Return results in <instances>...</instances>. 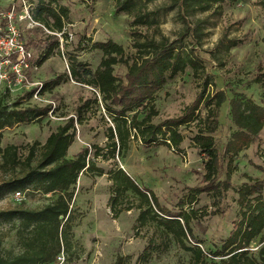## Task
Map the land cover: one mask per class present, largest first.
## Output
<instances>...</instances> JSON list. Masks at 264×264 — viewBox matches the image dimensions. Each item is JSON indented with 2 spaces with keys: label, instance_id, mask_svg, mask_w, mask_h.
<instances>
[{
  "label": "rangeland",
  "instance_id": "374dc122",
  "mask_svg": "<svg viewBox=\"0 0 264 264\" xmlns=\"http://www.w3.org/2000/svg\"><path fill=\"white\" fill-rule=\"evenodd\" d=\"M39 1L67 8L61 31H51L39 21V25L29 23L26 11L31 16ZM127 1L130 12H115L116 0H0V24L4 29L1 14L10 10L13 23L32 54L22 81L17 80L9 66L0 65L7 74V78L0 81V99L8 105L17 101L20 106L49 108L39 120L4 128L0 145H15L21 159L33 147L37 158L49 133L73 116L75 136L66 156L71 157L82 147L90 146L89 156L104 170L101 175L79 173L70 202L72 247L48 264H112L116 255L123 256L124 264H193L191 253L182 249L156 221L139 223L138 200L131 192L127 191L119 203L129 209L113 215L108 200L111 181L107 172L116 166L126 170L139 186L152 190L166 209L187 211L192 208L194 213L189 220L192 238L187 244L200 246L206 259L214 260L219 256H213V252L240 216L237 188L249 181L247 175L264 178L262 129L251 145L236 156L231 165L230 186L221 196L212 190L203 191L188 202L189 188L204 184L201 179L203 157L192 142L193 135L211 122V118H206L203 102L193 118L178 127L183 135L180 151L165 144L145 146L139 138L130 136L126 150L115 152L114 157L107 154L112 115L103 107L97 89L72 78L69 70L73 60H76L74 63L81 62L90 71L97 67L102 53L90 47L93 41L110 39L121 44L128 56V64L136 55L132 43L151 38L167 44L175 41L174 50L196 59L197 67L186 65L182 71L167 77L155 92L153 104L157 114L152 121L158 123L177 117L198 94L205 96L223 90L225 100L217 110L216 127L212 132L214 147L219 153L236 130L230 117V100L235 94L264 106L262 0H223L204 8L173 0ZM49 48L50 53L39 63ZM75 66L82 72L83 68ZM126 71L127 65L122 62L113 65V74L122 82H125ZM57 76L63 80L55 84ZM29 91L30 96L27 95ZM80 106L82 114L77 121ZM136 110L137 117L141 118L146 108ZM134 111L127 115L130 117ZM94 145L103 147L104 156L93 157ZM1 162L0 157V184L10 175ZM226 174L227 156L223 154L218 181H223ZM55 196L54 193L28 188L3 192L0 194V210L40 207ZM4 228L6 225H1V229ZM262 243L264 241L255 238L250 244L251 251L256 252ZM2 245L5 249L17 251L13 230L4 236ZM145 251L149 256L142 260Z\"/></svg>",
  "mask_w": 264,
  "mask_h": 264
},
{
  "label": "trees",
  "instance_id": "16d2710c",
  "mask_svg": "<svg viewBox=\"0 0 264 264\" xmlns=\"http://www.w3.org/2000/svg\"><path fill=\"white\" fill-rule=\"evenodd\" d=\"M223 0H173L183 5L206 7L210 3ZM264 10V0L261 1ZM130 12L127 0H116L115 12ZM68 10L64 6H51L48 2L39 1L32 9V16L51 31H61L63 19ZM175 41L165 43L153 38L134 41L135 58L128 64L124 48L110 39L93 41L91 48L101 51L102 56L97 67L90 71L81 62L70 64V75L79 82L97 89L106 112L112 115L113 126H108L107 154L114 157L128 147V138H139L141 144H165L180 151L183 135L178 130L182 124L188 123L194 116L200 103L206 107V118H211L207 126L200 128L192 137L194 146L203 157V185L189 188L188 202L193 201L196 194L213 191L221 196L230 186L229 176L236 156L247 149L255 136L264 129V106L235 94L230 100V117L236 126L223 146L222 153L214 147L212 132L216 127L217 110L225 100L223 90L211 95L198 94L193 102L177 117L167 118L154 123L152 117L157 114L153 99L155 92L165 83L167 77L174 76L186 65L197 67V61L191 56H182L176 48ZM50 53L46 51L42 62ZM122 62L127 65L125 82L118 80L113 74V65ZM75 65L83 68L82 72ZM63 78L57 76L54 83ZM260 79L258 78V81ZM31 95V91L27 93ZM93 101H96L94 98ZM86 103V102H85ZM84 105V104H83ZM145 107L141 118L135 109ZM46 106H20L15 101L8 105L0 99V139L2 130L20 122L41 119L48 112ZM134 111L131 116L128 112ZM82 114L81 106L77 110V121ZM75 136L74 117L69 116L63 124L46 137L42 150L35 157L31 147L28 154L21 159L15 145H0L1 165L10 172L8 179L0 184V194L24 190L54 193L52 201L35 208L14 207L0 210V264H48L60 253H67L72 247L70 202L73 187L79 173H95L101 175L104 170L89 156L90 146H84L73 156L67 157V149ZM93 157L103 155V147L93 146ZM227 156V174L223 181H218L222 155ZM34 161V162H33ZM110 183L109 205L113 215L123 209L119 206L122 196L129 191L138 200L137 220L139 223L156 221L164 231L170 233L174 241L192 255L193 264H264V243L256 252L251 251L250 244L255 238L264 241V178H252L247 175L248 182L237 188V204L239 218L233 223L228 235L213 252L219 256L217 260L206 259L203 249L196 244H187L192 238L189 220L194 210H169L160 204L154 192L139 186L122 167L116 166L108 172ZM183 204V201L180 205ZM1 225H6L5 230ZM13 230L17 251L5 249L2 240ZM194 242H198L194 241ZM149 252L145 251L142 260H146ZM112 264H124L122 255H116Z\"/></svg>",
  "mask_w": 264,
  "mask_h": 264
},
{
  "label": "built area",
  "instance_id": "2783aa9c",
  "mask_svg": "<svg viewBox=\"0 0 264 264\" xmlns=\"http://www.w3.org/2000/svg\"><path fill=\"white\" fill-rule=\"evenodd\" d=\"M1 15L5 27L3 29L0 24V65L9 66L11 73L14 74L17 80L22 81L25 79L24 70L28 68L32 54L22 41L19 28L13 23V13L9 10ZM25 16H27L31 25H39L32 14L30 16L26 11ZM33 67L36 68V66ZM6 78V71L0 69V81ZM16 195H20V192H16Z\"/></svg>",
  "mask_w": 264,
  "mask_h": 264
},
{
  "label": "crops",
  "instance_id": "0c3cea01",
  "mask_svg": "<svg viewBox=\"0 0 264 264\" xmlns=\"http://www.w3.org/2000/svg\"><path fill=\"white\" fill-rule=\"evenodd\" d=\"M244 151V150H243Z\"/></svg>",
  "mask_w": 264,
  "mask_h": 264
}]
</instances>
